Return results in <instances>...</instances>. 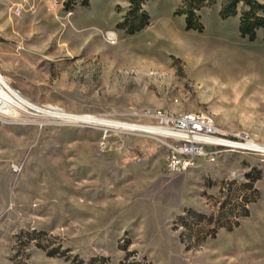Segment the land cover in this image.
<instances>
[{"label":"rangeland","instance_id":"374dc122","mask_svg":"<svg viewBox=\"0 0 264 264\" xmlns=\"http://www.w3.org/2000/svg\"><path fill=\"white\" fill-rule=\"evenodd\" d=\"M225 1L198 31L183 0H146L131 33L129 0H0V71L40 106L147 122L201 109L264 145V29L243 37L242 3L224 18ZM88 122L0 111V264H264V150L170 172L164 137ZM252 179L249 214L223 210ZM188 209L204 220L186 225Z\"/></svg>","mask_w":264,"mask_h":264},{"label":"built area","instance_id":"2783aa9c","mask_svg":"<svg viewBox=\"0 0 264 264\" xmlns=\"http://www.w3.org/2000/svg\"><path fill=\"white\" fill-rule=\"evenodd\" d=\"M20 11V8L14 10ZM114 40L110 38L111 42ZM143 114L153 119V122L122 119L120 129L164 137L167 148L166 168L170 172H180L196 166L202 159L215 160L230 150L262 151L253 139L244 134L216 131V124L207 116H201V109L198 113H174L162 108L146 110Z\"/></svg>","mask_w":264,"mask_h":264},{"label":"trees","instance_id":"16d2710c","mask_svg":"<svg viewBox=\"0 0 264 264\" xmlns=\"http://www.w3.org/2000/svg\"><path fill=\"white\" fill-rule=\"evenodd\" d=\"M146 0H129L130 9L126 14L123 24H130V32L141 30L147 24H149V14L143 8V4ZM210 0H183L178 13L184 14L186 19V28L202 31L204 23L199 12L203 6L208 4ZM242 3L243 10L240 15L239 31L243 37H247L249 40H255L259 29H264V2L260 0H226L220 10L222 17L226 18L230 15H236L238 13V6ZM245 186L251 189L250 193H244V195L233 196V201H225L222 205L223 210H232L236 218H240L249 214L248 204L255 201L259 194V189L255 186V179L244 183ZM231 204V205H229ZM230 206V207H229ZM229 212V211H228ZM227 212V213H228ZM193 213L200 217V221L204 220V214L198 213L192 209L186 210V212L179 216V219L185 222L187 225V219ZM237 219L234 225H238ZM219 226L213 228L212 234H216V229ZM233 227L230 225L229 228ZM201 231V230H200ZM200 233V232H199Z\"/></svg>","mask_w":264,"mask_h":264},{"label":"bare ground","instance_id":"6f19581e","mask_svg":"<svg viewBox=\"0 0 264 264\" xmlns=\"http://www.w3.org/2000/svg\"><path fill=\"white\" fill-rule=\"evenodd\" d=\"M15 13L19 14L20 12H15ZM109 34H110L109 35L110 38H115V33L113 31H110ZM115 42L116 40L112 41V43H115ZM13 107L38 110L46 114H51L52 116H55V117L74 119L75 121L77 120H87L88 121L89 120L90 122L104 125V127H112V128H117V129H120V125L122 121L121 119H112V118L107 119V118L97 117V116L90 115V114L71 113V112L62 110L63 108L58 107L56 105H44V106L41 105L40 106L37 103L30 100L28 97L24 96L20 92L19 89L17 90L16 88H14L10 84L8 79L4 76V74H2V72L0 71V111L2 113L4 112L11 113L13 112ZM158 109H162V108H157L153 110H158ZM198 111L199 110H193V111L187 110L186 112L198 113ZM184 112L185 111L174 112V113H184ZM201 116H207L208 119H211L213 123L216 124V131H226V134H234L235 131L234 132L230 131V129L228 130L224 126H222L211 112L206 111V110H201ZM244 135L249 137L247 134H244ZM254 143L258 144V146L261 147L262 150H264V145H260L255 140H254ZM230 151H239V150H230Z\"/></svg>","mask_w":264,"mask_h":264}]
</instances>
